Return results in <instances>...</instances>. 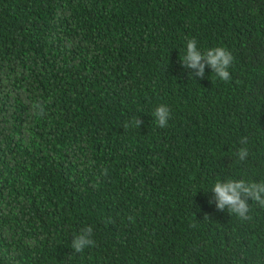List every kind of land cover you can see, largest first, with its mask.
Listing matches in <instances>:
<instances>
[{
  "label": "trees",
  "instance_id": "16d2710c",
  "mask_svg": "<svg viewBox=\"0 0 264 264\" xmlns=\"http://www.w3.org/2000/svg\"><path fill=\"white\" fill-rule=\"evenodd\" d=\"M217 179L264 181V0H0V264H264V207L218 211Z\"/></svg>",
  "mask_w": 264,
  "mask_h": 264
},
{
  "label": "clouds",
  "instance_id": "9594fccd",
  "mask_svg": "<svg viewBox=\"0 0 264 264\" xmlns=\"http://www.w3.org/2000/svg\"><path fill=\"white\" fill-rule=\"evenodd\" d=\"M181 62L185 69L193 70L197 77L202 78L205 68L210 67L216 77L224 82H229L231 80L229 69L234 62V56L225 47H214L202 52L197 48L196 40L192 39L187 42L186 53L183 55ZM33 109L37 115L43 116L45 114L44 108L39 103L34 104ZM154 117L158 127L166 128L171 118L170 108L165 104L159 105L154 112ZM141 124L142 121L139 118L133 117L129 122L125 123L124 127L139 128ZM246 140L247 138H243L241 143H245ZM248 155L249 149L247 147L238 150L240 161L245 160ZM102 175H107V169L102 170ZM212 193H214L213 200L218 211L223 212L227 209L230 214L236 215L241 220L252 219L249 215V199L258 202L261 207H264V181L249 183L244 180L229 179L226 182H222L217 179ZM94 246L95 242L92 239L91 227L82 229L71 243V248L75 253H81L86 248Z\"/></svg>",
  "mask_w": 264,
  "mask_h": 264
}]
</instances>
